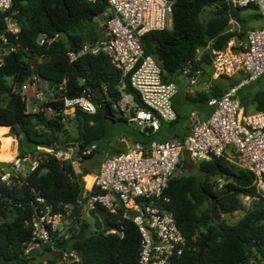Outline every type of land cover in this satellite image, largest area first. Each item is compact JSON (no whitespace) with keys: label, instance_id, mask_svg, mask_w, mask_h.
Listing matches in <instances>:
<instances>
[{"label":"trees","instance_id":"1","mask_svg":"<svg viewBox=\"0 0 264 264\" xmlns=\"http://www.w3.org/2000/svg\"><path fill=\"white\" fill-rule=\"evenodd\" d=\"M169 1L173 3L172 28L152 31L140 38L146 55L153 56L162 67L165 81H173V77L185 68L211 66L213 51L225 50L237 35L245 36V33L231 31L232 20H239L238 12L255 9L253 6L235 8L229 0ZM13 2L10 11L0 12V29L5 25L6 16H12L20 29L17 50L0 68V128L19 139V155L23 157L36 147L57 144L67 148L78 142L81 150L91 149L84 159L93 158L98 150L97 143L109 133V125L127 122L124 112L115 107L118 102L124 95L133 94L135 101L140 103L129 79L126 88L120 89L122 74L107 54L87 55L75 62L68 57L69 51H78L103 38L96 20L106 18L108 2ZM207 10L212 16L204 22L202 16ZM42 37L47 40L44 44L40 43ZM34 76L49 91L37 112L28 110V101L21 90L23 83ZM64 81L65 93L59 91ZM96 87L103 92L107 88L106 101L95 94ZM88 94L98 105L95 114L77 111L74 118L63 114V96L75 98ZM212 95L221 97L223 94L214 92ZM212 95L199 94L200 99L194 101L209 104ZM253 103L257 112H264V90L254 95ZM106 106L110 108L111 117L106 114ZM173 107L176 111L174 103ZM176 113L175 121L164 123L174 128L188 119L186 114ZM65 120L76 124L78 134L74 139H71ZM139 133L143 137L140 143L146 145L152 141L150 135ZM185 162L189 161L185 159ZM198 167V173L175 176L166 192L170 199L167 207L186 239L179 264H264V198L257 193L254 175L224 157L202 161ZM220 178L225 184L218 190ZM83 184V176L77 174L72 165L48 153L41 155L37 167L26 178L21 177L11 185L0 180V218L4 219L0 222V264H44L45 261L54 264L56 258L53 256L40 258L52 254L50 247L31 258L22 256L29 245L37 243L30 227L35 212L42 206L63 212L66 205H74L75 209L65 229L68 236L58 237L56 247L79 251L81 264L135 263L141 247L138 227L131 220L111 221V228L124 232L123 238L118 233L105 235L104 231L93 230L83 218V206L78 205ZM211 195L217 197L220 215H234L242 210L244 197L257 202L237 223L228 224L224 219H213ZM38 198L44 199V203ZM204 244L206 249L199 259Z\"/></svg>","mask_w":264,"mask_h":264},{"label":"built area","instance_id":"2","mask_svg":"<svg viewBox=\"0 0 264 264\" xmlns=\"http://www.w3.org/2000/svg\"><path fill=\"white\" fill-rule=\"evenodd\" d=\"M95 3L97 0H86ZM108 2L105 32L103 38L93 44H86L78 51H69L71 62L87 55L105 53L112 64L121 72L120 89L127 86V79L140 97L135 101L133 94H126L115 106L122 112H130L129 124L138 123L141 130L150 126L158 131L163 122H173L177 113L173 99L178 93L174 81H165L160 64L151 55H146L140 38L152 31L169 28L173 16V3L169 0H106ZM233 7L253 6L261 15V28L246 31V41L240 54L232 52L229 46L222 51H213V76L242 74V80L230 87L221 97H212L209 105L213 111L206 120L193 119L190 134L183 140L148 144L134 143L124 151L106 157L95 174H85L78 165L89 155L91 149L81 150L80 144L73 143L67 148L57 144L50 147H36L34 160L16 155L6 164H0V180L8 185L19 178H26L35 169L43 153L56 157L62 163L72 165L76 173L83 176V191L78 205L85 210L84 220L91 228L93 219L89 211L103 208L108 212L110 227L103 228L105 235L123 231L111 228V221L120 223L131 220L141 234V247L137 261L133 264H179L186 247V239L177 226L174 214L168 209L170 199L166 196L171 180L188 155L189 162L200 163L213 157H224L239 168L254 175L257 193L264 198V112L244 114L239 91L264 77V0H229ZM13 0H0V12L7 13L13 8ZM0 29V68L6 58L18 48L19 26L12 16L4 18ZM233 21V20H232ZM59 37V36H57ZM45 37L40 40L46 43ZM230 44V43H229ZM183 73L190 85H196L202 71L185 68ZM41 81L34 76L22 85L23 95L34 91L36 100L44 98L40 90ZM66 92V81L59 86ZM107 93V88L104 89ZM98 105L88 94L70 98L63 96V114L74 118L77 111L95 114ZM39 108L33 107L32 112ZM52 112V109H49ZM140 129V128H139ZM17 140V139H16ZM29 163V172H24L23 163ZM92 182L88 185L87 178ZM225 181L218 179L217 189ZM43 204L44 199L38 198ZM1 208V206H0ZM74 205H66L63 212L54 211L51 206H42L32 216L30 227L36 244L29 245L25 254L42 244H48L56 255L54 264H81L82 258L75 249H60L55 240L65 233L66 218L74 211ZM96 231V230H95ZM47 247V248H48ZM44 264H51L45 261Z\"/></svg>","mask_w":264,"mask_h":264},{"label":"crops","instance_id":"3","mask_svg":"<svg viewBox=\"0 0 264 264\" xmlns=\"http://www.w3.org/2000/svg\"><path fill=\"white\" fill-rule=\"evenodd\" d=\"M254 19L255 20L259 19L258 22H260V24L259 23L254 24ZM248 20L250 22V26L247 27L246 29H243V26L240 20H233L231 22V31L238 32L239 34H243V33L246 34L247 30L261 28L263 25L262 18H248ZM245 41H246V36L241 37L240 35H237L229 44L230 50L236 54H240L243 51ZM203 68L206 69V71L203 70ZM199 69L202 71V74L197 79L196 85H190L189 78L183 72L173 77V81L178 86V93L173 99L176 112L178 111L182 114H186L188 116V119L181 121L174 128L171 127L168 123H163V124L161 123L160 129L162 128V126L167 125L170 128V130L173 132V135L169 141L183 140L187 138L190 134V127H191V122L193 119H198L202 121L210 117L213 111L212 106H210L209 104H204L200 101H197V103L194 101V100L200 99L199 94H203L204 96H209V95L214 94L215 92L216 94L219 93V95H222L231 86L238 84L242 80V74H235L232 76H221V77L216 78L213 76V66L212 65L208 66L207 68L204 65H202V67H199ZM215 88L217 89L216 91H215ZM261 90H264V77L256 82L251 83L250 85L243 87L239 91V96H240L244 114L247 115V114H253L257 112L256 106L253 103V97L257 92ZM30 93H31V90L27 93L29 98H30ZM212 97H216V96L212 95L211 98ZM33 107H36V106L34 105ZM124 118L127 119V122L121 123V124L130 126L128 122L129 118L125 112H124ZM133 130H134V133H133L134 137H131L132 139L129 138V136L127 135H120L117 137L116 140L109 142L108 146L114 149V154H112V156L121 152L120 150L117 149L118 146L126 147L134 143H140L139 141L143 137H142V134L139 133V131H143V129L141 130V129L134 128ZM158 131H153V133L158 132ZM146 134L150 136L152 135L149 133H146ZM129 141L131 143H129ZM12 147L13 145L11 146V149L9 151H12ZM10 153L16 156L17 149H16V154H14L13 152H10ZM185 159L189 161L187 156L185 157ZM98 170H99V167H97L96 170L94 171L91 170V174L97 173Z\"/></svg>","mask_w":264,"mask_h":264},{"label":"rangeland","instance_id":"4","mask_svg":"<svg viewBox=\"0 0 264 264\" xmlns=\"http://www.w3.org/2000/svg\"><path fill=\"white\" fill-rule=\"evenodd\" d=\"M238 15H239V20L242 23L243 29H246L247 27L250 26V22H249L248 18H262L261 15L257 12V9H243V10H240L238 12ZM211 16H212L211 11L207 10L205 12V14H203L202 20L204 22H206L209 19H211L210 18ZM104 20H105V18H99L96 20L97 25L101 30V34H103L105 32V28L103 25ZM258 21H259V19H257V20L254 19V24H258V23L260 24V22H258ZM169 28L170 29L172 28V22L170 23ZM200 54L202 55L203 51H201ZM40 90L44 94V98L41 100L35 99L33 90H31L30 98L28 97L27 94H25L26 99L28 101V110L29 111H31V109L34 105L38 107L42 103H44V101L46 100V97H47V94L49 91L43 83H41ZM125 113L127 114L128 118L131 117L130 112H125ZM65 121L67 123V128L70 132L71 139H74L75 137H77V134H78L76 124H75V122H72V121H69V122H68V120H65ZM163 123L164 122L162 121V124ZM109 126H110V129H109V133L106 136V138L97 143L98 150H97L96 155L91 159H87V160L83 159L80 162V164L78 165L79 171H82L85 173V172H91V170H93V171L96 170V168L99 167L100 163L107 156L109 157L110 155L112 156V154H114V149H112L108 146L109 142L116 140L117 137L120 135H127V136H129V138L134 137V135H133L134 130L133 129L134 128H136V129L140 128L141 129V127L138 123H132V124H130V126H127L124 124H118V125H114V126L109 125ZM9 130H10V128H9ZM172 135H173V132L170 130V128L167 125H164V126H162V128L158 132L153 133L150 136V138L152 140H155V141L164 142V141H169L171 139ZM129 143H131V142L129 141ZM12 145H13L12 151H9L11 149ZM24 145H25V148L27 150H29V146L26 143ZM127 147L128 146H126V147H123V146L119 147L118 146L117 149L122 151V150H125ZM19 148H20L19 139L16 138V136L13 133L9 132L8 130H6L4 128H0V162L5 163V164L10 163L11 160H13V158L15 157L10 152H13L14 154H16V149H17L16 155L21 156V155H19L20 154ZM21 148H23V147H21ZM36 154H37L36 148H34L32 151H29L26 154V156H28V157H30V159L34 160V158L36 157ZM26 156H24V157H26ZM24 157L21 156V158H24ZM198 166H199V162L198 163H195L192 161L185 162V159H184L181 167H179L177 169L176 176L189 175L191 173H198V171H199ZM23 168H24L23 169L24 172L28 173L29 172V163L28 162L23 163ZM87 182H88V185H90L92 182V178L88 177ZM255 202H257L256 199L244 197V198H242V203L244 206V208L242 210L236 212L234 215H221V219H224L228 224H235L241 218H243L246 215L248 210L252 208V206ZM3 220L4 219L0 218V222ZM65 221H66V223H69L70 218L67 217ZM50 256H53L56 258V255H54V254H51L49 256H46V255L41 256L40 258L44 259V258H48Z\"/></svg>","mask_w":264,"mask_h":264},{"label":"water","instance_id":"5","mask_svg":"<svg viewBox=\"0 0 264 264\" xmlns=\"http://www.w3.org/2000/svg\"><path fill=\"white\" fill-rule=\"evenodd\" d=\"M94 92L101 101H106L107 97L104 94V92L101 90L100 87H96L94 89ZM105 109H106L107 116L111 117L112 114H111L109 106H106ZM143 132L152 134L153 128L150 126H145L143 128ZM187 157H188V155H187ZM210 208H211V215H212L213 219L216 221L221 220V215L219 214V211L217 208V197L214 195L210 196ZM89 216L93 219V226H94L96 231L100 232V231H102L103 228L110 227L109 215L105 209L100 208V207L92 209L89 211ZM47 247H48V244H42L39 247L33 248L29 253L24 254L22 257L23 258L34 257V256L40 254L41 252H43ZM205 249H206V245L204 244L201 247V250L199 253V259H201V257L203 256Z\"/></svg>","mask_w":264,"mask_h":264}]
</instances>
